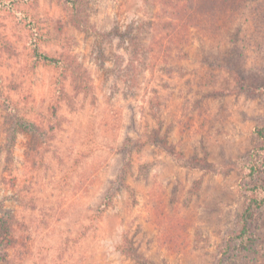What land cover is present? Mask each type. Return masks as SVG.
<instances>
[{
    "label": "rangeland",
    "instance_id": "1",
    "mask_svg": "<svg viewBox=\"0 0 264 264\" xmlns=\"http://www.w3.org/2000/svg\"><path fill=\"white\" fill-rule=\"evenodd\" d=\"M262 122L264 0H0V264H264Z\"/></svg>",
    "mask_w": 264,
    "mask_h": 264
},
{
    "label": "trees",
    "instance_id": "2",
    "mask_svg": "<svg viewBox=\"0 0 264 264\" xmlns=\"http://www.w3.org/2000/svg\"><path fill=\"white\" fill-rule=\"evenodd\" d=\"M74 22L85 32L97 35L102 39L99 32H95L93 27L82 17L80 10L73 11ZM37 55L49 59L47 54ZM255 134L258 137V143L249 153V160L246 166V172L243 174L241 189L245 192V205L239 216V228L234 236L227 240V250L232 247L239 249L247 248L254 240L253 229L258 221L259 215L264 210V122L256 126ZM2 221V219L0 220Z\"/></svg>",
    "mask_w": 264,
    "mask_h": 264
}]
</instances>
